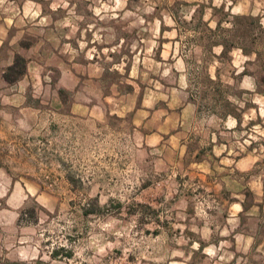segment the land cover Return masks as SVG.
<instances>
[{"label":"crops","instance_id":"0c3cea01","mask_svg":"<svg viewBox=\"0 0 264 264\" xmlns=\"http://www.w3.org/2000/svg\"><path fill=\"white\" fill-rule=\"evenodd\" d=\"M189 2L166 0L158 18L154 11L147 15L157 18L154 28L104 27L109 30L104 33L113 35L108 45L110 61L106 63L105 58L96 55L90 62L85 55L61 72L65 81L73 84L71 89L78 84L84 92L78 97L84 100H77L80 113L73 105L65 112L95 120L98 134L107 131L104 138L113 142V159L107 166L111 164L114 177L124 174L137 182L138 171H144L140 177L142 190L159 185L165 193L174 194L176 213L182 220L180 233L185 226L189 247L194 244V250L201 252L210 247L217 258L224 254L230 259L229 264H264V113L259 106H248L254 99H264V89L257 88V72L250 69L256 51L264 46L259 41V33L264 30V0ZM129 12L137 16L136 11ZM166 16L172 25H166ZM246 16L257 19L253 32L256 39L251 43L254 51L248 53L243 48L249 41L242 37H235L234 43L228 40L238 28L236 20ZM181 17H188L190 24L185 29L189 36L185 43L181 40ZM34 30L10 23L0 25V98L9 103H0V178L12 187L9 192L17 187L24 191L23 179L39 176L42 143L56 146L58 136L63 134L65 140L73 138L72 128L56 121L62 108L56 105L57 100L60 102L58 95L52 99L55 105L42 107L41 93L34 89L35 79L44 72L41 59L45 49L41 48V39L26 50L21 46L23 34L34 36L40 32ZM150 41L156 43L155 48L152 45L143 49ZM138 43L141 45L137 49ZM182 46L193 53L199 51V55L183 54ZM142 49L143 56L137 58ZM149 50L157 55L145 56ZM206 53L208 59H204ZM15 54L26 58V69L19 79L9 83L3 74L13 64ZM48 57L52 60L57 55ZM145 59L149 64H144ZM236 59L240 66L234 63ZM224 61L229 65L225 75L213 66ZM202 62L204 70L214 67L213 73L208 71L203 79L210 83L213 96L207 104L191 89L194 85L199 88L203 81ZM111 73L120 74L128 88H119L113 81L104 85L103 77ZM223 76L237 83L250 78L252 89H228L220 104L217 93L223 90L218 82ZM92 84L99 91L95 96L88 92ZM15 99H19L18 104L13 103ZM42 111L49 115V121L43 124ZM61 126L63 133L58 132ZM254 166L257 170L251 174ZM196 194L202 199L200 209L192 204ZM159 220L163 223V217Z\"/></svg>","mask_w":264,"mask_h":264},{"label":"rangeland","instance_id":"374dc122","mask_svg":"<svg viewBox=\"0 0 264 264\" xmlns=\"http://www.w3.org/2000/svg\"><path fill=\"white\" fill-rule=\"evenodd\" d=\"M165 2L166 0H0V25L10 23L13 27L40 31L34 36L23 34L21 40L22 50H26L36 39L42 40L41 48L45 49L46 55L41 59L44 72L41 78L35 79L34 89L41 93L42 107L55 105L52 99L55 94L58 95L60 102L57 100L56 105L62 108L58 109L56 121L58 124L67 123L73 133V138L66 139L67 141L64 134L58 136L56 146L42 143L39 176L23 179L26 183L24 191L17 187L16 191L9 192L12 187L8 186L6 179L0 178V264L230 263V259L225 258L224 254L217 258L210 247L206 252L194 250V244L189 247L190 243L188 244L184 235L187 228L184 231L185 226H182L183 232L180 233L182 220L180 213H176L178 203L174 194L165 193L159 185L142 190L140 177L144 171H138L137 182L129 180L124 174L119 178L114 177L111 164L107 166V162H112L113 159V142L104 138L107 131L101 130L98 134L95 120L65 112L73 105V109L80 113V103L77 100H84L78 98L84 92L78 84L71 89L73 84L69 85L70 81L66 82V77L61 72L72 66V62L79 63L80 58L85 55L90 62L96 55H99V59L105 58L106 63L109 62L111 50L108 45L113 35L104 33L109 30L103 28H127L128 25L154 28ZM129 11H136L137 16ZM152 11L155 12L156 19L147 17ZM188 17H181L180 22L181 40L184 43L189 37L185 33L190 25ZM3 18H7L4 23ZM164 21L166 25H172L167 16ZM172 35L173 32L170 31L168 36ZM45 37L51 39L44 41ZM140 45L137 44V49ZM152 45L155 48L156 43L147 42V46L143 45L142 48ZM123 46L125 44H122V48ZM184 47L181 48L183 54L199 55V51L193 53ZM143 49L138 52L137 58L143 56ZM55 54L56 59L48 57ZM145 56L155 57L152 50L145 52ZM208 56L206 53L204 59H208ZM23 58L26 62V58ZM148 62L147 59L144 60V64L147 65ZM234 63L238 66L241 64L239 59ZM213 66L218 67L223 75L229 71L226 61L216 62ZM213 66L204 70L202 62V80L208 75V71L213 73ZM250 67L251 71H257V75L264 76V71L257 70V66ZM50 68H53V72L49 71ZM103 79L104 85L113 81L118 83L119 88H128L127 82L121 81L120 74L111 73ZM222 80L218 84L223 91L217 93L220 104L223 103L220 100L224 99L226 91L252 89L250 78H245L242 83L231 81L226 76ZM199 85L200 93L197 85L191 88L192 93L194 96L199 94L204 97L203 101L207 104L209 99H213L212 92H209L210 83L203 80ZM88 92L93 96L99 93L94 84L88 87ZM254 100L248 106H259L264 113V99ZM0 103L9 104L3 97L2 100L0 98ZM13 103L18 104L19 99H15ZM47 113L42 111V124L49 121ZM61 128L58 132L63 133L64 126ZM104 167L107 169L105 172ZM255 170L256 166L250 168V173ZM201 202L202 199L196 194L192 204L200 209ZM160 217H163V223L160 222Z\"/></svg>","mask_w":264,"mask_h":264},{"label":"trees","instance_id":"16d2710c","mask_svg":"<svg viewBox=\"0 0 264 264\" xmlns=\"http://www.w3.org/2000/svg\"><path fill=\"white\" fill-rule=\"evenodd\" d=\"M256 18H252L251 16L241 17L236 20L237 30L234 34L230 36L229 42L234 43L236 41H233L235 37H242L243 41H249L250 44L246 46V48H243V51L248 53L251 51H254L252 49V44L254 40L256 39L255 35H253L255 26H256ZM240 27V28H239ZM242 27V32H241ZM261 31V29H259ZM232 38V39H231ZM264 30L259 33V41H261V44L264 42ZM224 42H227L224 40ZM245 47V46H244ZM226 53V50L222 52V55ZM257 58L252 62V66H257V70L264 71V46L262 45L261 48H259L257 51ZM26 69V62L25 59L20 56L16 55L13 61V64L9 66L6 71L3 74L4 79L12 83L16 81L25 71ZM257 72V71H256ZM257 74V73H256ZM258 82H257V88L259 91H262L264 89V76L258 75Z\"/></svg>","mask_w":264,"mask_h":264}]
</instances>
